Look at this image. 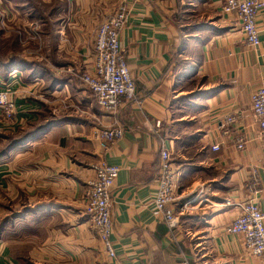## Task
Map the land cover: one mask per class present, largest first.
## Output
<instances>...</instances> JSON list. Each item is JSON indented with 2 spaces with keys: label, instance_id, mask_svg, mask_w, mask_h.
<instances>
[{
  "label": "crops",
  "instance_id": "obj_1",
  "mask_svg": "<svg viewBox=\"0 0 264 264\" xmlns=\"http://www.w3.org/2000/svg\"><path fill=\"white\" fill-rule=\"evenodd\" d=\"M44 2L42 61L20 58L27 69L16 79L2 65L17 109L9 124L0 113V264H264L228 231L239 202L264 210V138L251 110L264 87V7L261 43L251 47L222 0ZM26 4L16 18L30 25ZM121 5L137 96L110 114L79 73L92 69L97 29ZM116 125L123 137L105 151L93 133ZM164 148L176 175V226L152 201ZM101 160L120 168L111 191L114 257L85 212Z\"/></svg>",
  "mask_w": 264,
  "mask_h": 264
},
{
  "label": "built area",
  "instance_id": "obj_2",
  "mask_svg": "<svg viewBox=\"0 0 264 264\" xmlns=\"http://www.w3.org/2000/svg\"><path fill=\"white\" fill-rule=\"evenodd\" d=\"M226 14H235L240 22L244 41L248 46L258 47L260 31L258 17L264 7L263 0H222ZM127 8L121 5L110 17L98 27L96 34L95 54L92 69L81 74L80 79L93 94L97 105L106 113L116 114L128 101L137 96L135 81L131 75L120 42V33L125 26ZM19 77L18 73L13 78ZM11 83L0 81V111L4 110L7 118L14 119L16 101L13 99ZM9 94L11 99L9 100ZM251 110L264 138V87L258 88L251 96ZM3 112V111H2ZM15 114L13 115V113ZM237 115L226 118L227 123H234ZM122 126L98 129L93 139L100 147L109 151L111 146L123 137ZM246 141L240 140L238 149H244ZM219 151L221 146L212 147ZM94 177L87 182L84 201L85 212L98 237L105 243L108 253L114 257L110 237L113 232L111 217V191L118 178L120 168L110 165L104 160L93 165ZM253 185L258 184L256 171L252 176ZM176 175L171 163V154L164 148L161 151V164L157 182V190L153 205L157 214L170 226H176L178 216L173 204ZM238 215L234 218L228 231L242 238V244L248 255L264 262V210L254 200H245L237 204Z\"/></svg>",
  "mask_w": 264,
  "mask_h": 264
},
{
  "label": "rangeland",
  "instance_id": "obj_3",
  "mask_svg": "<svg viewBox=\"0 0 264 264\" xmlns=\"http://www.w3.org/2000/svg\"><path fill=\"white\" fill-rule=\"evenodd\" d=\"M24 2L27 3L26 5L32 4L31 9H28L30 11L29 13H31L32 15L28 13L27 16V18L30 20V23H32L30 25L24 22L23 19L19 20L16 18L17 16L16 11L20 12L21 14L22 11L24 10L23 9ZM44 4H45L44 0H0V81L1 82H5L4 77L6 74V70H3L4 67L2 65L10 63L14 59V57L21 59L23 58L24 60L28 59L31 61H35L38 64H40V62L42 61L41 59L45 52V48H44L45 42L41 35V31L43 29L41 30V24H39V20L41 16L39 14H44V12H42L43 10L45 11ZM94 54H95V48H94ZM93 61H94V56H93ZM22 62L25 61L22 60ZM15 63H16L15 66L16 68L8 72V76L10 77H13V74L15 72L18 73L19 76L21 74L23 75L24 74L23 70L27 69V67H23V65L19 66L17 62ZM42 63L44 64L45 62L43 61ZM83 73L84 71H81V73H79V76H81L80 74ZM82 84L85 85L83 82ZM8 97L9 100H12L11 94H9ZM48 104L50 105V103ZM2 111H0V113L3 114L4 120L8 124L15 120V119L11 120V118H7L4 110ZM14 114L15 112L13 113V115Z\"/></svg>",
  "mask_w": 264,
  "mask_h": 264
},
{
  "label": "trees",
  "instance_id": "obj_4",
  "mask_svg": "<svg viewBox=\"0 0 264 264\" xmlns=\"http://www.w3.org/2000/svg\"><path fill=\"white\" fill-rule=\"evenodd\" d=\"M18 60H21L20 58H17V57H14V59L10 62V63H8L9 65H11L12 66V68L14 69V68H16L15 66H16V63L15 62H17V64L20 66V65H23V66H25V62H22V60L21 61H18ZM38 64V63H37ZM12 69V70H13ZM11 70V71H12Z\"/></svg>",
  "mask_w": 264,
  "mask_h": 264
}]
</instances>
